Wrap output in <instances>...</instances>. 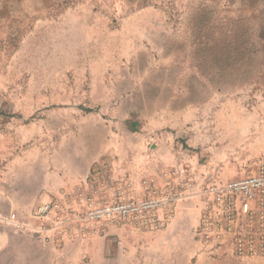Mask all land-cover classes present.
Wrapping results in <instances>:
<instances>
[{
	"label": "rangeland",
	"instance_id": "374dc122",
	"mask_svg": "<svg viewBox=\"0 0 264 264\" xmlns=\"http://www.w3.org/2000/svg\"><path fill=\"white\" fill-rule=\"evenodd\" d=\"M222 2H0V264H264V257H239L232 246L225 252L209 248L200 233L204 212L213 199L211 189L256 171L264 159V145H260L264 119H259L258 112L264 111V94L257 84L264 70V28L244 13L228 20ZM185 57L191 64H199L212 82H220L221 121L215 112L219 101L211 93L205 112L191 121L187 131L175 133L149 126L138 134L127 130L125 143L105 153L160 155L175 163L176 158L184 159L183 168L175 163L161 165L173 167V180H156L162 187L172 185L177 197L169 226L171 238L162 230L124 242L117 232L106 235L95 224L92 232L80 230L81 239L64 246L53 230L43 235L28 231V226L50 228L51 223L36 217L34 208L39 201L28 195L15 197L23 208L15 212L17 218H11L13 212L2 193L11 187L12 179L19 177L17 183L21 182L26 165L22 158L26 162L27 157L41 155L48 161L73 150L62 148L52 134L45 148L38 145L32 128L38 118L69 131L71 120L81 117L74 110H84L96 113L95 128L109 127L104 114L117 103L115 87L121 79L126 78L124 88L132 79L146 89L157 68L167 67L173 58L185 62ZM145 166L143 172L148 173L151 165ZM178 171L184 176L176 174ZM145 180L114 183L141 197ZM245 223L242 218V225ZM89 234L93 237L86 238Z\"/></svg>",
	"mask_w": 264,
	"mask_h": 264
},
{
	"label": "crops",
	"instance_id": "0c3cea01",
	"mask_svg": "<svg viewBox=\"0 0 264 264\" xmlns=\"http://www.w3.org/2000/svg\"><path fill=\"white\" fill-rule=\"evenodd\" d=\"M6 2L10 3V0H6ZM222 4L220 5L225 9L224 12L230 16L237 17L238 13H244L248 18L256 21L258 27L264 28V0H223ZM216 6H219V4L217 3ZM257 21L263 23H257ZM261 36L264 41V30ZM261 51H264V44ZM190 62L186 57L185 62L178 58L171 59L167 63V67L157 68V73L153 79H150V85L146 89L139 87L136 81L132 79L127 84V88H124L122 84L126 81V78L125 81L121 79L115 87L116 96L118 97L117 103L104 114L109 121V127L104 125L95 128L93 118H95L96 113L84 110H74L75 115L81 117L71 120L72 124L68 126L69 131L55 122L48 126L45 118H38L37 124L32 125V128H35L33 131H36L37 134L38 145L45 148L47 137L52 134L55 141L61 142L60 146L62 148L71 147L73 150L69 153L65 151L61 156L48 158V161L41 155L27 157L28 161L26 162L22 158L21 163H26V165L22 167L21 182L17 183L19 177L15 178L16 181L12 179L11 187L6 188L2 193V196L11 207V212H13V214H10L11 218H17L15 212L23 208L20 207V203L15 197L25 195L36 197L39 202L35 205V208L42 203L51 202L47 200L49 198H52V201L67 204L69 195L74 197L77 191L89 188L92 177L96 171L105 170L103 168L105 164L109 165L106 170L114 180L120 181L133 178L138 181L144 177L155 181L157 179L173 180L175 175L174 170H172L173 167H161L163 164H174V159L171 157L160 155L130 157L126 155H105V153L110 152L109 150L114 147L119 148L120 142L125 143L124 131L127 130L130 133L138 134L149 126L151 129H165L168 132L175 133L187 131L190 129L191 121L205 112L207 102L211 99V93H213V99L217 98L219 101L215 112L221 121L222 92L220 86H217L220 85L217 84L220 82H212L199 64L195 66ZM257 84L260 85L261 95H263L264 70L257 77ZM211 88H214L213 92H211ZM258 112L259 119L263 120L264 111L259 110ZM100 134H102V138L98 137ZM137 145L140 150L142 148L141 142ZM260 145L263 146L264 142L261 141ZM175 160L177 168L185 166L183 158H176ZM148 164L151 167L153 165V167H150L149 172L145 173L143 169L146 170L147 166L145 165ZM147 174L154 175L153 177H147ZM176 174L184 176V173L180 171ZM137 184L138 188L139 183L137 182ZM112 185L116 188L121 186L114 182ZM29 202L30 200H28ZM71 206L77 208L78 204L72 203ZM180 210L184 211V209ZM170 220L164 219L162 224L151 230H130L129 228L109 226L105 228V234L117 232L120 234L122 241L125 242L129 237L165 230L167 237L171 238L173 234L169 227ZM57 233L59 244L63 243L64 246L70 247L73 245L72 242L81 239L80 230L76 228L61 230ZM86 236V238H91L93 234ZM228 248L226 246L217 251L225 252ZM67 255L69 258L71 257L70 252H67Z\"/></svg>",
	"mask_w": 264,
	"mask_h": 264
},
{
	"label": "built area",
	"instance_id": "2783aa9c",
	"mask_svg": "<svg viewBox=\"0 0 264 264\" xmlns=\"http://www.w3.org/2000/svg\"><path fill=\"white\" fill-rule=\"evenodd\" d=\"M106 168L96 171L87 190L77 191L74 197L69 195L67 204L51 201L38 205L36 217L50 220V228L28 226V231L43 235L49 230L57 233L76 228L90 233L95 224L101 229L116 226L151 230L164 219H171L177 200L172 185L162 187L146 179L145 195L136 197L124 185L113 186L114 179ZM210 193L213 199L204 212L200 231L205 244L214 250L232 246L239 257H264V159L256 171L225 186H216ZM72 203L78 207L73 208Z\"/></svg>",
	"mask_w": 264,
	"mask_h": 264
},
{
	"label": "trees",
	"instance_id": "16d2710c",
	"mask_svg": "<svg viewBox=\"0 0 264 264\" xmlns=\"http://www.w3.org/2000/svg\"><path fill=\"white\" fill-rule=\"evenodd\" d=\"M222 12H223V11H222ZM224 13H225V12H224ZM226 14L228 15V18H227L228 20L231 21V20L236 19V17H234V16L232 17V16H230L228 13H226ZM229 23H230V25H232V22H229ZM230 36H231V35H230ZM233 36L236 37L237 35H233ZM220 40H221V39H220ZM236 43H237V42H235V44H236ZM238 45L240 46L241 44H238ZM253 45H254V43H253ZM220 48H221V47H220ZM236 48H237V47H236Z\"/></svg>",
	"mask_w": 264,
	"mask_h": 264
}]
</instances>
